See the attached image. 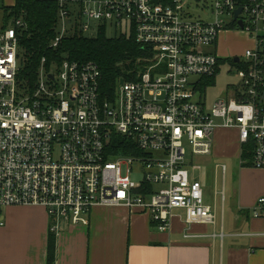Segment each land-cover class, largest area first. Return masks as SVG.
I'll use <instances>...</instances> for the list:
<instances>
[{
  "label": "built area",
  "instance_id": "obj_1",
  "mask_svg": "<svg viewBox=\"0 0 264 264\" xmlns=\"http://www.w3.org/2000/svg\"><path fill=\"white\" fill-rule=\"evenodd\" d=\"M56 1L52 48L98 23L97 34L109 26L134 35L152 58L139 80L119 83L113 99L104 96L95 63L67 59L49 71L43 59L31 92L18 78L17 29L24 22L0 32V227L9 207H43L55 234L62 223L87 225L95 207L145 213L160 232L170 231L180 210L189 225H216L193 177L202 169L194 159L212 156L219 128L233 129L241 153L251 144L252 167L264 169V0H211V21L192 19L185 0ZM228 30L244 33L254 46L245 61L233 57L240 82L208 110L198 91L220 73L225 61L213 48ZM118 138L133 141L143 155H115ZM135 169L144 171L141 181L132 178ZM262 212L264 197L254 216Z\"/></svg>",
  "mask_w": 264,
  "mask_h": 264
},
{
  "label": "crops",
  "instance_id": "obj_2",
  "mask_svg": "<svg viewBox=\"0 0 264 264\" xmlns=\"http://www.w3.org/2000/svg\"><path fill=\"white\" fill-rule=\"evenodd\" d=\"M241 154L238 132L219 128L206 162H216V178L221 172V190L216 186L213 204L198 179L216 212V225H189L180 210L170 231L160 232L145 213L95 207L87 225L62 223L55 234L43 207H9L0 227V264H47L51 234L57 242L55 264H264V213L254 216L264 197V169L240 165L227 206V169L224 174L221 167L226 161L242 164Z\"/></svg>",
  "mask_w": 264,
  "mask_h": 264
},
{
  "label": "trees",
  "instance_id": "obj_3",
  "mask_svg": "<svg viewBox=\"0 0 264 264\" xmlns=\"http://www.w3.org/2000/svg\"><path fill=\"white\" fill-rule=\"evenodd\" d=\"M0 9L3 11L0 32L8 29L17 20H22L25 24L17 29L20 65L18 78L22 88H29L31 92L37 82L43 59H46L44 67L47 71L51 70L54 64L59 66L67 59L95 63L102 73L103 94L107 99H113L120 81L139 80L143 64L152 58L146 49L136 43L134 35L122 34L108 38L104 28L94 38L76 31L65 37L57 48H52V43L57 37L59 19V5L56 0H15L14 6H1ZM215 79H206L205 85L209 86ZM117 143L119 150L114 152L115 155H143L133 141L118 138ZM252 152L251 144L244 148L241 154L242 167H252ZM56 245V237L51 234L47 264L56 262Z\"/></svg>",
  "mask_w": 264,
  "mask_h": 264
},
{
  "label": "rangeland",
  "instance_id": "obj_4",
  "mask_svg": "<svg viewBox=\"0 0 264 264\" xmlns=\"http://www.w3.org/2000/svg\"><path fill=\"white\" fill-rule=\"evenodd\" d=\"M14 0H0V7L6 6L9 7L12 5ZM211 0H185V6L187 8V13L192 19H204L205 21L212 20L211 13ZM206 8L207 14L204 13L203 9ZM2 15L3 11L0 9V28L2 25ZM92 29L89 33L86 34L87 37L94 38L97 36V27L98 23H93ZM125 31V30H123ZM120 31L118 33L111 27H107L106 36L108 38H113L116 35L120 36ZM252 39L249 38L244 33H238L235 30H228L222 32L219 35L217 49L213 48V52L219 59L224 60L220 73L217 75L216 79L209 84V86L203 85L199 91L198 95L200 97L206 98L207 109L210 110L215 102L220 98L224 97L227 89L233 85H237L240 80L236 70L232 66L233 57L244 56V53L247 49L252 48ZM242 61H245L244 59ZM150 66V65H145ZM208 160L207 157H197L194 159L195 165H200L202 169L195 173V178L199 179L205 186L206 195L209 196L210 202L213 204L215 198L216 186L218 190H221V172L216 178L215 174V164L210 159V163H206ZM227 168V206L229 207L231 189L236 188V183L239 179V168L240 162L238 161H226L224 162ZM144 177V171L135 169L132 173V178L135 181H141ZM235 197V196H234ZM208 198V197H207ZM5 209L2 210V215L4 216ZM49 217V216H48ZM50 223L53 224L52 219L49 217Z\"/></svg>",
  "mask_w": 264,
  "mask_h": 264
},
{
  "label": "water",
  "instance_id": "obj_5",
  "mask_svg": "<svg viewBox=\"0 0 264 264\" xmlns=\"http://www.w3.org/2000/svg\"><path fill=\"white\" fill-rule=\"evenodd\" d=\"M154 2L156 3L157 0H154ZM241 12H242V8H240V9H238V10L236 11V13H235V20L238 18V16L241 14ZM238 25L242 28V27H243V22H242V21H239V22H238ZM234 62H235V63H238V62H239V59L236 58V59L234 60ZM51 78H53V77L51 76ZM123 83H124V80H121V81H120V84H123Z\"/></svg>",
  "mask_w": 264,
  "mask_h": 264
}]
</instances>
